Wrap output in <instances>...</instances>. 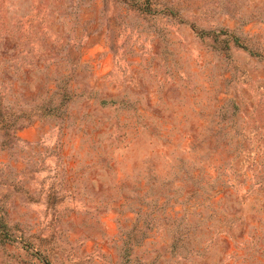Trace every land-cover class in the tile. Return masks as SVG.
<instances>
[{"label": "rangeland", "instance_id": "rangeland-1", "mask_svg": "<svg viewBox=\"0 0 264 264\" xmlns=\"http://www.w3.org/2000/svg\"><path fill=\"white\" fill-rule=\"evenodd\" d=\"M0 264H264V0H0Z\"/></svg>", "mask_w": 264, "mask_h": 264}]
</instances>
